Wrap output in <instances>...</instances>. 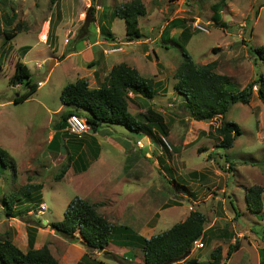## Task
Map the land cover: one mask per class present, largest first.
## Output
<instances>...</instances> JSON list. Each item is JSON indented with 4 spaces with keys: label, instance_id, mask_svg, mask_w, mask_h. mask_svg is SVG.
I'll return each mask as SVG.
<instances>
[{
    "label": "rangeland",
    "instance_id": "obj_1",
    "mask_svg": "<svg viewBox=\"0 0 264 264\" xmlns=\"http://www.w3.org/2000/svg\"><path fill=\"white\" fill-rule=\"evenodd\" d=\"M128 1L0 0V148L16 165L14 178L9 169L0 168V219L4 213H9L26 225L27 232L30 225L45 226L42 224L45 218L59 222L67 204L76 196L82 198L84 189H93V184L106 173L105 157L89 165L93 157L88 154V159L84 155L83 163L74 160L75 173L71 171L69 177L59 179L63 167L71 164L67 162V156H63L65 152L58 159L57 148L48 147L49 114L41 104L50 111L60 107L64 111L66 108L59 100L61 90L88 73L87 68L74 71L73 63L88 62L91 58L66 59L52 68L53 53L36 39V33L46 34L49 29L50 42L54 36L59 37L58 56L81 42L82 50L98 49L102 55L113 59V63L130 64L142 77L158 81L152 100L128 98L129 112L142 123V133L129 131L125 142V128L114 126L120 137H117L120 148H110L111 155L129 156V170L124 171L121 163L116 167L122 178L118 179L119 173L113 172V177L120 181L116 188L137 192L141 189L140 197L137 193V198L122 199L120 208L114 205L109 212L104 209L107 200L99 203L98 211L115 226L116 233L120 234L118 230L126 225L133 233L147 238L164 232L197 211L206 218L201 241L203 248L192 249L185 262L175 264H264V195L261 214L250 213L245 202L247 189L264 187V104L257 99L256 86L247 105H233L224 118L207 122L194 121L184 107L183 99L173 90V75L183 59L181 48L197 65L214 63V71L227 76L234 91H241L255 83L259 75H264V65L253 55L255 48L264 45V0H140L146 14L139 18V29L142 40H148V44L131 42L124 46V22L113 18L112 14L115 7ZM92 16L94 22L90 20ZM17 24L22 31L28 29L29 32L18 33L14 39L5 41L2 33ZM102 26L117 40L108 43H117L113 44L117 46L115 52L111 51L113 46L109 48L108 44L101 43L104 39L100 33ZM81 28L83 33L78 36ZM183 30L189 40L180 37ZM21 45L32 47L26 64L32 83L41 82L43 86H37L28 100L15 104V96L26 89L24 86L10 87L7 82L19 57L16 49ZM147 107L162 115L167 137L157 127L139 118V113ZM57 114L54 118L59 119L61 114ZM223 122L235 123L241 130L233 148L226 151L218 148L214 133ZM107 132L114 131L103 130L100 138L104 139ZM99 136L98 142L101 141ZM162 139L167 142L170 152ZM136 141H140L144 149H138ZM155 149L162 153L161 158ZM132 154L142 159L133 162ZM112 156L108 161L115 164L116 159ZM87 166V171L82 174ZM25 185L43 188L44 200L42 196L39 202L20 198L19 202L11 201L12 209L8 211L4 202L9 204L11 196ZM38 194L32 196L39 197ZM39 203H45L43 213L38 211ZM126 217L135 221L127 222ZM45 228L50 234L54 233L49 227ZM76 237L78 239L67 240L53 234L47 237L45 247L49 246L51 255L59 261L62 255L68 254L79 260L80 250L84 247L82 240ZM21 239L14 231L12 240L17 247ZM128 241L125 247L112 241L104 251L89 255L87 262L143 264L141 247L134 240ZM236 242L238 246L232 250ZM217 247L221 249L220 257L213 261L209 254Z\"/></svg>",
    "mask_w": 264,
    "mask_h": 264
},
{
    "label": "trees",
    "instance_id": "obj_2",
    "mask_svg": "<svg viewBox=\"0 0 264 264\" xmlns=\"http://www.w3.org/2000/svg\"><path fill=\"white\" fill-rule=\"evenodd\" d=\"M145 14V7L140 0H130L114 8L112 17L124 22L125 43L142 40L139 18ZM90 20L94 22V17L92 16ZM87 23L86 20L85 26ZM220 26L224 27L225 25ZM83 30V28L79 29L78 36L83 33ZM21 32L22 29L17 24L10 31H4L2 34L4 40L9 41ZM100 33L105 41L115 40L103 26L100 28ZM180 37L186 39L188 35L183 30ZM181 49L183 59L173 75L175 81L173 90L183 99L184 107L194 121L207 122L217 117L224 118L233 105H247L252 97L254 86L257 88V99L264 104V75H259L255 83L248 84L241 91H234L231 88L230 79L214 71V63L197 65L191 56L183 48ZM253 55L264 65V45L255 48ZM7 83L13 88L24 86L26 89L24 93L15 96L13 100L15 104L28 100L37 90V85L31 81L28 68L19 61L14 64L13 74L8 78ZM156 84V81L153 82L152 79L142 77L136 69L121 63L110 70L98 88H89L85 79L65 85L60 92L59 100L66 110L61 113L59 122L52 126L55 134L50 142L51 147L58 144V132L65 130L66 120L71 115L85 119L89 131L93 133H97L103 125L123 126L128 132L142 133V123L129 112V94L152 100L156 94ZM139 118L148 125L157 127L164 136H168L164 118L153 108L147 107L143 113H139ZM214 133L219 142L218 148L226 151L233 148L236 138L241 135V130L235 123L223 122L220 127L214 130ZM0 168L9 169L12 178L16 176L15 162L1 148ZM66 170L67 166H64L58 176L62 178ZM39 189L41 187L36 185L20 187L18 193L11 196L9 204L4 202L7 210L12 209L11 201L19 202L20 198L24 201L39 202L41 195H38L39 197L32 196ZM263 195L264 187L254 186L247 189L245 202L250 213L255 215L262 213ZM98 206L79 197H74L67 204L61 221L41 226L42 228L49 227L54 234L64 239H78L77 235L82 240L81 244L85 249V255L76 264H89L88 256L93 252L104 251L112 241L125 247L128 246L130 239L136 241L135 243L141 247L143 264H175L187 258L192 251L193 244L201 242L204 237L206 218L197 211L189 213L184 221L174 224L164 232L144 238L133 233L127 227H120L122 229L118 231L121 233H116L115 226L98 213ZM231 207L235 215L238 216L232 203ZM7 215L9 216V213ZM27 237L28 249L26 252L20 251L9 240L1 239L0 264H59L47 247L33 249L34 230L29 228ZM237 246L236 242L231 249H236ZM220 251L219 247L212 250L209 254L210 259L216 261L220 257ZM193 264L196 263L193 262Z\"/></svg>",
    "mask_w": 264,
    "mask_h": 264
},
{
    "label": "crops",
    "instance_id": "obj_3",
    "mask_svg": "<svg viewBox=\"0 0 264 264\" xmlns=\"http://www.w3.org/2000/svg\"><path fill=\"white\" fill-rule=\"evenodd\" d=\"M8 1L13 2V0H8ZM11 17L13 18V15H11ZM45 26H44V28H45ZM22 32H29V30L27 29V31H22ZM68 32H71V31H68ZM110 32L113 34L112 30H110ZM48 33H49V29L46 30L45 39L42 41L39 40L42 32L36 33V39L38 40V42H41L49 50H51V53H53L51 56V59H52L51 63L53 64L52 68L55 67L56 65H58L60 62L66 60V59H71V58L81 57V56H87L88 58H91L88 62H86V61L85 62H83V61L77 62V63L75 62L72 65V69L74 71H78L80 69L87 68V71H88L87 76L83 77L82 79H85L88 82L89 88L95 89V88L100 87V85L102 84L104 79L107 77L108 73L110 72V70L114 66L119 64V63H113V61H112L113 59L106 57L105 55H102L98 49L93 48L91 50H82L83 45L81 44V42L76 43L74 46L73 45L70 46L67 53H65V51H64L63 53H60V55L58 56V48H59L58 40H59V37L54 36L52 39V42H50L48 40V37H47ZM1 36H2V34H1ZM114 41L117 42V40H114ZM147 42H148V40H140V41H137L134 43L148 44ZM101 43L108 44L109 41L107 42L103 39L101 41ZM113 44H117V43H113ZM113 44H108V47L109 48H110V46L112 47ZM126 44H131V43H124V46H126ZM99 48L101 50V47H99ZM31 49H32V47L29 45H21L18 49H16L17 53L19 54V57L16 59V61L23 63L28 68L30 76H31V72H30L29 67L26 64V58L32 52ZM125 64H127V63H125ZM128 65L130 66V64H128ZM12 74H13V71H12L11 75ZM156 82H158V81H156ZM129 96L132 97V99L133 98H135V99L139 98L137 96L135 97L132 94H129ZM135 99H133V100H135ZM41 105H42V108L47 112V114H49L48 122H47L49 133L47 134L46 140L48 142V147L50 146V149H51L52 147L50 145V142L52 140V137L55 134V131L53 130V128H51V125L53 122H54L53 125L57 124L60 120V116H59V119L57 117L54 118V116L58 115L57 113L61 114L66 109L63 111L62 107H60L58 110L50 111L45 104H41ZM128 108H129V106H128ZM103 130H113L114 132L105 133V137L103 139V138H100V136H99L100 132ZM123 131L125 132V135H126V137L123 140H125V142H126L127 137H128L127 136L128 131L126 132V129ZM123 131H121V132H123ZM58 134H59V139L57 142L58 144L54 145L57 148V151L55 152L58 155L57 158L61 159L62 154L65 152V155H63V156L64 157L67 156V162H70V164H71V165L67 166V170H66L65 174L62 178H60V180H63L64 178L69 177L71 175V173H70L71 171H73L75 173V170L73 168L74 160H77V161L83 163V162H85L84 161V158H85L84 155L88 156V154H89L90 156L93 157V162H89V165H91L93 163H96L97 161L100 162L102 160V157H105L106 173L96 183L93 184V186H92L93 189H84L86 191L83 194H81L82 195L81 199L85 200L86 202H88L90 204H97V205H100L99 203H101L104 200H107V203H105L106 205L104 206V209L108 210V212H109L114 208V205L116 207L120 208L119 206L123 202L122 199H124V201H125V199L127 197L137 198L136 194L140 193L141 189L139 192H137L136 190H133V189H117L116 188L118 185L117 181H119L118 179H120V177H121L120 176L121 172L116 170L117 169L116 167H118L117 165H119V163H121L124 166V171L129 170L128 169V157L129 156L128 155H126V156H116V155L112 156L111 155L112 151L110 150V148H114V146L120 148L119 147L120 140L117 138V137H119V135H118L117 130L114 128L113 125H109V126L103 125L101 127V129L98 130L97 133H93L90 131V133L85 134V135H87L86 137H84L85 136L84 135L83 138H81V139H77L76 137L67 133L65 130L59 131ZM98 136L101 139V141H99V142H98ZM136 142H139V141H136ZM136 142H135V145H136ZM147 144H150L149 141ZM57 145H60V148H58ZM137 148L142 150V149H144V146L142 144V148H139V147H137ZM155 151H156V154H158V156H159L158 158H161L162 153L158 149H155ZM111 156H112V158L114 157L116 159L115 164H114V162L110 163L108 161V158L110 159ZM130 156L134 157L133 162L136 159H139V160L142 159L140 156H135V154H132ZM73 158H75V159H73ZM88 158H89V156L87 157V159ZM158 161H161V159ZM87 169H88V166L85 168L84 172H81V173L84 174L87 171ZM113 172L119 173L118 179H115L113 177V174H114ZM42 192H43V188L39 189V191H36V194L39 193L38 195H41L42 199H43ZM154 192H157V189H154ZM140 196H141V193L139 194V197ZM98 208H99V206H98ZM98 208H97V211H98ZM98 213L103 216V214H101L99 211H98ZM125 220L127 222L135 221V219H132L131 217H126ZM13 221H17L18 223H16V225H14L12 223ZM50 222H53V221H50L47 218H45L44 220L42 219V224L45 226ZM0 225L2 227V229H0V240L1 239H7L14 246H16L14 243L15 241L12 240V235H13L14 231H17L18 234H20V236L22 237V239L19 242L20 246H18V247L16 246V247L20 251L26 252L28 249V237H27L26 225L23 224V222L16 220L15 217L8 216L5 213H4V215H2V219H0ZM124 227H126V225ZM28 228H31V230H34L33 249H41L42 247H44L48 243L47 237H50V236L52 237L54 234V233L50 234V232L45 227L42 228L39 226L35 227V226L30 225ZM137 235L141 236L138 233H137ZM151 236H153V235H151ZM141 237H143V236H141ZM150 237H147V238H150ZM144 238H146V237H144ZM47 248L50 251V247L48 246ZM23 249H26V250L24 251ZM50 253H51V251H50ZM80 253L82 256H84L85 250L84 249L82 251L80 250ZM125 253H127V252H125ZM191 254L187 258L182 260L181 262H185L191 256ZM81 257H80V259H81ZM56 260L59 261V259H56ZM60 260L61 261H59V262L57 261L59 264H72L73 260H76V256L69 255V254H68V256L62 255ZM79 260L77 258L76 262L73 264H76L77 262H79Z\"/></svg>",
    "mask_w": 264,
    "mask_h": 264
},
{
    "label": "built area",
    "instance_id": "obj_4",
    "mask_svg": "<svg viewBox=\"0 0 264 264\" xmlns=\"http://www.w3.org/2000/svg\"><path fill=\"white\" fill-rule=\"evenodd\" d=\"M116 48H117V46L113 45L111 51L115 52L117 50ZM37 67H40V66H37ZM37 86H43V83L39 82L37 84ZM65 131L67 133H69L70 135L76 137L77 139H81V138H83V136L86 133H88L89 128H88V126L86 124L85 119L80 118V117H78L76 115H71L66 120ZM162 143L166 147V149L171 151L170 147L168 146L167 142L164 139H162ZM136 146L139 147V148H142L141 142L140 141L136 142ZM45 210H46V207H45L44 204H39L38 205L39 213H43ZM190 210H191V208H190ZM201 248H203V245H202V243L200 241L199 242H195L193 244V246H192V249H201Z\"/></svg>",
    "mask_w": 264,
    "mask_h": 264
},
{
    "label": "bare ground",
    "instance_id": "obj_5",
    "mask_svg": "<svg viewBox=\"0 0 264 264\" xmlns=\"http://www.w3.org/2000/svg\"><path fill=\"white\" fill-rule=\"evenodd\" d=\"M45 27H46V26H45ZM45 36H46V35H45L44 33H42L41 36H40V38H39V40H41V41L44 40V39H45Z\"/></svg>",
    "mask_w": 264,
    "mask_h": 264
},
{
    "label": "water",
    "instance_id": "obj_6",
    "mask_svg": "<svg viewBox=\"0 0 264 264\" xmlns=\"http://www.w3.org/2000/svg\"><path fill=\"white\" fill-rule=\"evenodd\" d=\"M52 64V63H51Z\"/></svg>",
    "mask_w": 264,
    "mask_h": 264
}]
</instances>
